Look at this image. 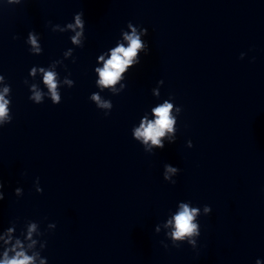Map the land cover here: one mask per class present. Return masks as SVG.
Listing matches in <instances>:
<instances>
[{"label": "clouds", "instance_id": "1", "mask_svg": "<svg viewBox=\"0 0 264 264\" xmlns=\"http://www.w3.org/2000/svg\"><path fill=\"white\" fill-rule=\"evenodd\" d=\"M11 2V0H10ZM83 12H79L75 14V25L69 24L68 27L75 30L78 26L81 31L77 32L75 36L72 37L73 43H79V37L83 34L85 29V20L83 18ZM129 28H132L131 34L124 33V39L128 41V46L125 47L123 44H119L117 47L111 50L110 58L104 63V67L102 69H97L99 73L100 80L98 83L104 87H109L114 85L120 78L122 73L126 71L129 66L133 65V60L137 56V53L142 48H145L146 45L142 43L139 35L136 33L135 27L133 24L129 22L127 24ZM142 32L144 35H147V29L142 28ZM29 40L33 46L36 45V38L31 33L29 34ZM36 51H40L39 48H36ZM146 52L145 54H147ZM100 59H103L101 56ZM137 64L140 62L137 61ZM35 69H33V72ZM43 71V69H41ZM3 77L0 76V80ZM44 83L48 86L49 90L52 93V98L54 101H57L59 98L56 94L57 84L55 82V73L47 72L44 75ZM8 89L5 88V92ZM37 101H40L41 94L39 92L36 93L34 97ZM93 99L99 102V96H93ZM103 106L108 107L109 105L104 104ZM173 109V105L171 103L165 102L159 107L153 109V113L155 115L154 121H144L141 123V126L136 129L135 136L138 139H142L145 144L151 141L152 145H156L161 149L164 148V145L161 143V137H164L166 133L173 132V125L175 120L171 115ZM179 111V109H177ZM7 101L4 100V97L0 95V121H3L7 117ZM189 146L192 147V142L189 141ZM166 171L168 173H176L180 171L179 168L171 167L170 165H166ZM169 177L167 175L164 176V179L167 180ZM176 181H173L174 185ZM36 192L42 193L43 189L39 186V179L36 180ZM4 184L2 180H0V201L4 199L3 193ZM15 194L18 195L23 192V190L17 187L14 190ZM199 209L197 207H189L187 203L180 204V210L174 215L173 219L169 221V223L173 226V231L170 233L173 241H184L186 237L199 236L200 230L197 223H194V220L198 214ZM204 211L208 215L211 213L212 209L209 205L204 206ZM52 227H56L54 223L51 225ZM36 228L35 224L29 226V237L31 236L32 231ZM11 231V229H9ZM35 243V242H34ZM189 244L194 245V240H188ZM17 246H19V241L17 242ZM173 246L179 247L180 244H175ZM167 247V245H165ZM14 250V249H13ZM34 256L27 255L23 250L16 251L15 255L9 257L8 249L4 251V259L0 260V264H34ZM41 264H44L42 261ZM256 264H261L259 259L256 260Z\"/></svg>", "mask_w": 264, "mask_h": 264}]
</instances>
